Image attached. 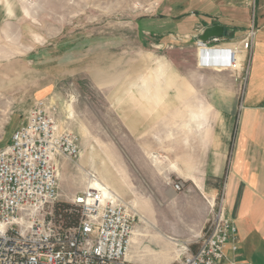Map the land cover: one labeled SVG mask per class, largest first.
I'll return each mask as SVG.
<instances>
[{
	"label": "rangeland",
	"instance_id": "obj_1",
	"mask_svg": "<svg viewBox=\"0 0 264 264\" xmlns=\"http://www.w3.org/2000/svg\"><path fill=\"white\" fill-rule=\"evenodd\" d=\"M200 10V0H0V148L35 100L56 105L60 126L80 145L76 163L62 160L59 168L61 210L90 171L128 203L135 232L186 222L169 194L150 190L165 188L159 178L170 186L178 181L169 168L185 152L171 150L177 130L170 122L189 120L186 108L201 109L204 93L228 84L236 91L238 123L248 88V57L242 68L236 62L228 69L229 79L199 67L204 26L195 32L193 25ZM200 50L203 58L207 49ZM122 188H141V200Z\"/></svg>",
	"mask_w": 264,
	"mask_h": 264
},
{
	"label": "crops",
	"instance_id": "obj_2",
	"mask_svg": "<svg viewBox=\"0 0 264 264\" xmlns=\"http://www.w3.org/2000/svg\"><path fill=\"white\" fill-rule=\"evenodd\" d=\"M200 1L201 15L199 20H194L193 30L198 32L201 26L204 30L207 26L220 25L223 36L220 49L206 48L208 65L200 63L203 60L200 49L203 52L206 49H199V67L229 79V68H236V62L242 68L248 57L243 114L237 123L236 91L227 84L204 93L207 105L201 109L186 108L185 112L191 114L189 120L170 122V128L177 130L175 137L170 138L171 150L176 154L185 152L176 156L180 164H171L170 174L188 185L175 191L167 180L159 178L165 188L150 190L169 194L171 205L183 209L187 219L185 223L178 220L175 226L155 227L154 233L148 235L134 230L126 255L132 264H178L182 249L197 248L211 207L219 199L226 217L236 228V249L232 250L229 240L224 249L226 257L264 264V0ZM251 31L254 34L250 48L243 49L241 41ZM229 47L238 48L236 62L230 66L224 57V48ZM204 112H213L214 119L196 121L198 114ZM137 159L147 161L145 167L152 166L145 154L138 153ZM151 183H155V178ZM122 189L128 198L141 200V188Z\"/></svg>",
	"mask_w": 264,
	"mask_h": 264
},
{
	"label": "built area",
	"instance_id": "obj_3",
	"mask_svg": "<svg viewBox=\"0 0 264 264\" xmlns=\"http://www.w3.org/2000/svg\"><path fill=\"white\" fill-rule=\"evenodd\" d=\"M253 34L241 41L243 49L250 48ZM221 44L217 36L197 41L199 49ZM224 50L230 66L238 48ZM79 156L78 136L60 126L56 105L47 98L35 100L0 148V264H132L126 255L136 214L110 188L92 187L94 173L85 172L83 189L61 210L59 168L62 160L76 163ZM182 187L173 183L175 191ZM235 231L219 199L197 248L186 247L178 264H250L224 253L229 240L236 249Z\"/></svg>",
	"mask_w": 264,
	"mask_h": 264
},
{
	"label": "water",
	"instance_id": "obj_4",
	"mask_svg": "<svg viewBox=\"0 0 264 264\" xmlns=\"http://www.w3.org/2000/svg\"><path fill=\"white\" fill-rule=\"evenodd\" d=\"M213 36L222 37L223 27L220 25L207 26L200 34L199 39L207 40L209 37H213Z\"/></svg>",
	"mask_w": 264,
	"mask_h": 264
},
{
	"label": "bare ground",
	"instance_id": "obj_5",
	"mask_svg": "<svg viewBox=\"0 0 264 264\" xmlns=\"http://www.w3.org/2000/svg\"><path fill=\"white\" fill-rule=\"evenodd\" d=\"M215 49H218V48H215ZM203 55H204L203 57L204 59L200 63L203 65H208L210 63L209 55L207 54V52H205ZM90 184L92 187H98L100 189L102 188L103 190H106L107 188H109L107 186L102 185L101 182H99L97 178L92 180Z\"/></svg>",
	"mask_w": 264,
	"mask_h": 264
},
{
	"label": "trees",
	"instance_id": "obj_6",
	"mask_svg": "<svg viewBox=\"0 0 264 264\" xmlns=\"http://www.w3.org/2000/svg\"><path fill=\"white\" fill-rule=\"evenodd\" d=\"M68 216V214L66 213V214H64V217H67Z\"/></svg>",
	"mask_w": 264,
	"mask_h": 264
}]
</instances>
